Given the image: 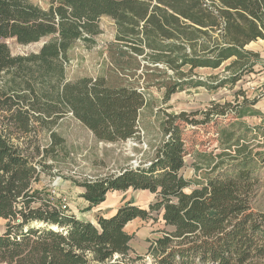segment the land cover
Here are the masks:
<instances>
[{
  "label": "trees",
  "instance_id": "16d2710c",
  "mask_svg": "<svg viewBox=\"0 0 264 264\" xmlns=\"http://www.w3.org/2000/svg\"><path fill=\"white\" fill-rule=\"evenodd\" d=\"M46 1L47 9L33 0H0V218L6 222L0 264H133L134 235L126 228L154 219V213L175 229L151 242L155 264H248L263 257L264 214L253 210L252 201L264 168V141L249 138L255 131L242 120L258 115V100L241 91L234 103L213 101L203 111L166 114L165 138L148 165L79 184L89 211L108 194L129 190L155 195L148 209L126 203L93 223L69 214L35 186L43 174L51 175L47 160L56 148L65 150L54 128L68 114L100 142H127L141 131L144 88H164L168 102L192 88L233 90L257 66L264 70L261 55L247 49L264 40V0ZM104 17L117 29L108 54L120 82L105 76L68 81L70 52L78 42L95 43ZM45 38L50 41L28 56H13L5 42L30 45ZM227 63L222 79H192L196 70ZM169 71L166 81L139 83ZM208 124L216 128L219 153L190 152L185 135ZM44 132L49 145L43 148ZM191 154L196 177L204 173L188 180L182 171Z\"/></svg>",
  "mask_w": 264,
  "mask_h": 264
},
{
  "label": "rangeland",
  "instance_id": "374dc122",
  "mask_svg": "<svg viewBox=\"0 0 264 264\" xmlns=\"http://www.w3.org/2000/svg\"><path fill=\"white\" fill-rule=\"evenodd\" d=\"M33 2L44 9L49 6L46 0H33ZM99 25L102 33L94 38L95 43L91 47L78 42L70 52V62L66 66L68 81H75L83 77L98 78L105 76L112 84L120 82L121 78L118 73L114 72L108 54V46L116 38V25L112 19L107 17L101 18ZM49 41L50 38H45L30 45L19 44L16 39H8L5 42L13 56H28L38 53L43 45ZM261 44L255 42L250 45V48L260 52L264 49L260 47ZM227 65L228 63L215 71L209 69L196 70L192 79L204 82L208 80L212 82L210 77L222 79L228 75L225 71ZM142 74L140 71L139 75L142 76ZM171 75L172 72L169 71L167 75H157L156 79L147 77V80H144L146 78L142 77L139 83L145 87L147 84L153 85L155 82L166 81L167 76ZM127 79L125 77V80ZM143 91L147 105L141 115V131L137 138L127 142L116 144L100 142L71 114L61 119L54 131L65 140V150L56 148L55 157L51 156L47 160V165L51 166V175L43 174L41 181L35 187L41 191L49 192L54 202L66 208L69 214L75 215L80 220L93 223H96L101 216L110 217L126 203L148 209L155 201V195L144 191L129 190L108 194L104 203L89 211V203L83 198L85 189L79 184L117 175L128 167L136 168L140 164L148 165L154 155V150L165 138L162 132V123L166 114L203 111L213 101L234 103V94L240 91L249 100H258L254 107L258 115L247 116L242 122L255 131H250L252 133L249 138L251 139L253 135H256L257 139L254 142L263 144L264 70L261 66L255 68V73L247 74L233 90L221 88L213 92L204 87L192 88L174 94L168 102L164 100V88L149 86ZM240 100H242L241 96ZM185 138L190 152L219 153V150H216L218 147L216 128L211 124L190 130ZM40 139L43 148L49 145V136L46 132L40 135ZM194 165L195 159L191 154L186 158V167L182 171V175L188 180L199 178L204 173V171H200L196 177ZM258 178L259 182L255 186L252 207L256 213L264 214V168L260 169ZM152 215L154 219L148 221L138 219L126 228L130 235H134L130 243L133 264H155L148 255L151 242L162 237L165 233L175 231L173 227L166 226L157 213ZM5 225L6 222L0 218V233L4 232ZM138 257H142L143 260H138ZM248 264H264V256L248 262Z\"/></svg>",
  "mask_w": 264,
  "mask_h": 264
},
{
  "label": "crops",
  "instance_id": "0c3cea01",
  "mask_svg": "<svg viewBox=\"0 0 264 264\" xmlns=\"http://www.w3.org/2000/svg\"><path fill=\"white\" fill-rule=\"evenodd\" d=\"M257 42H260V44H261V48H264V40H259V41H257ZM255 43V42H254ZM254 43H252V44H254ZM252 44H250V45H252ZM250 45L247 47V49H249V50H252V51H255V52H257V53H259L260 55H261V58L264 60V49L263 50H260V52L259 51H256V50H253V49H251L250 48ZM262 69H263V67H262ZM174 229V228H173ZM175 230V229H174Z\"/></svg>",
  "mask_w": 264,
  "mask_h": 264
}]
</instances>
